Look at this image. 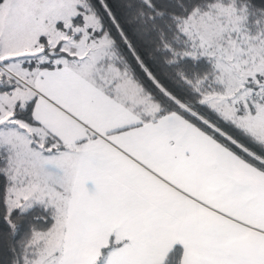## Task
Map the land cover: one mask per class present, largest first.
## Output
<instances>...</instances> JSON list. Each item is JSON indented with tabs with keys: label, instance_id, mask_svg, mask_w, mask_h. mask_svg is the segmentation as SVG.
<instances>
[{
	"label": "snow or ice",
	"instance_id": "obj_1",
	"mask_svg": "<svg viewBox=\"0 0 264 264\" xmlns=\"http://www.w3.org/2000/svg\"><path fill=\"white\" fill-rule=\"evenodd\" d=\"M0 264H264V0H0Z\"/></svg>",
	"mask_w": 264,
	"mask_h": 264
}]
</instances>
